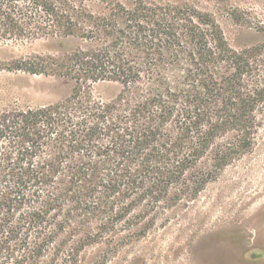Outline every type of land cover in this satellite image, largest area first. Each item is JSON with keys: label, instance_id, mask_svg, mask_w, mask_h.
<instances>
[{"label": "trees", "instance_id": "obj_1", "mask_svg": "<svg viewBox=\"0 0 264 264\" xmlns=\"http://www.w3.org/2000/svg\"><path fill=\"white\" fill-rule=\"evenodd\" d=\"M108 2L110 11L96 14L82 7L78 11L71 0H0V40L21 38L32 27L43 30L52 24L62 36L97 41L54 60V71L75 82L63 102L0 108V264L55 263L66 228L80 226L98 210V188L104 189V199L122 182L127 188L147 183L168 188L181 173L178 169L192 161L183 155L169 161L181 153L180 142L186 139H177L162 155L158 137L168 121L178 123L182 137L198 136L201 143L227 123L244 126L242 111L251 98L241 92L245 64L237 61L220 78L212 70L219 60L231 61L223 38L217 35L211 44L207 32L191 20L181 24L174 11L147 6V0H131L130 8L118 0ZM36 12L43 19H35ZM178 26L192 45L185 54L186 89L161 81L134 103L127 98L123 102L139 87L143 74L154 67H173L185 52ZM214 28L211 24L210 30ZM14 63L33 73L45 69L42 59ZM98 81L118 82L122 90L111 102L81 96L89 94L88 88L83 90L86 85ZM122 103L129 110L121 112ZM72 106L79 108L76 119ZM135 122L150 123L135 128ZM207 122L212 123L202 131ZM130 162L134 168L126 164ZM108 224L105 219L100 226ZM71 254L69 264H78L77 252Z\"/></svg>", "mask_w": 264, "mask_h": 264}, {"label": "rangeland", "instance_id": "obj_2", "mask_svg": "<svg viewBox=\"0 0 264 264\" xmlns=\"http://www.w3.org/2000/svg\"><path fill=\"white\" fill-rule=\"evenodd\" d=\"M71 1L78 11L85 8L106 14L111 8L108 0ZM118 1L132 7L131 0ZM146 5L174 11L181 24L191 20L207 32L205 39L211 44L217 35L223 38L231 61L219 60L213 65L217 78L228 74L237 61L245 64L241 92L251 98L243 107L244 126L227 123L201 143L198 136L182 137L178 123L168 121L158 137L162 155L177 139H186L180 142L181 153L169 161L175 162L181 155L192 161L178 169L181 173L175 172L177 177L165 190L149 183L143 188H127L122 182L104 199V189L98 188L94 194L98 210L80 226L66 228L61 236L64 246L53 264H69L75 252L78 264H264V0H147ZM35 19L43 17L36 12ZM211 24L215 26L212 31ZM50 26L43 30L32 27L21 38L0 40V108L56 104L72 93L74 80L54 71V60L97 41L81 35L62 36ZM182 30L177 27L185 52L176 64L143 74L139 87L123 102L127 98L134 103L161 81L186 89L183 77L189 66L185 54L192 45ZM38 59L45 64L44 71L33 73L14 65L15 61ZM87 88L89 94L81 96L99 102L115 100L122 90L120 83L112 81L94 82L83 90ZM178 105L182 107L183 102ZM121 107V112L128 109L123 103ZM70 112L75 119L80 116L78 107L72 106ZM149 123L135 122L134 126ZM210 123L200 129L207 130ZM126 164L134 168V162ZM133 197L132 206L127 207ZM105 219L110 224L100 226Z\"/></svg>", "mask_w": 264, "mask_h": 264}]
</instances>
